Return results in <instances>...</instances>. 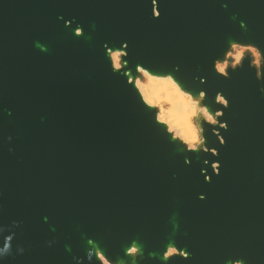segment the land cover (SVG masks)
<instances>
[{
    "label": "water",
    "instance_id": "95a60500",
    "mask_svg": "<svg viewBox=\"0 0 264 264\" xmlns=\"http://www.w3.org/2000/svg\"><path fill=\"white\" fill-rule=\"evenodd\" d=\"M161 4L154 19L150 0H0V250L15 233L3 264H169V245L172 264H264V52L258 66L247 54L227 76L214 71L232 42L264 49V0ZM127 51L178 72L213 117L196 118L197 149L113 73L116 52L133 71Z\"/></svg>",
    "mask_w": 264,
    "mask_h": 264
},
{
    "label": "clouds",
    "instance_id": "9594fccd",
    "mask_svg": "<svg viewBox=\"0 0 264 264\" xmlns=\"http://www.w3.org/2000/svg\"><path fill=\"white\" fill-rule=\"evenodd\" d=\"M227 7V5H225ZM158 12V11H157ZM63 19V17H61ZM66 26H68L67 21L65 22ZM77 24H80L77 22ZM246 22L241 21V27H246ZM77 32H83V28L77 29ZM127 44V42H124ZM42 50H47L46 46H41ZM231 49L228 53L229 57L234 55L235 61L232 65L233 69L236 68V65L240 64L244 54L246 52H251V54L255 57V60L252 63L259 65L261 63V51L254 44H242L239 42H232ZM111 60H115V68H120V53L117 52L115 57H110ZM251 66V65H250ZM227 62L221 64L219 61H216V69H218L219 73H223L225 76L228 75L226 72ZM142 68V66H141ZM176 71H179V66H177ZM142 76L143 80L138 79L140 83L138 87L140 92L143 95V98L146 99L153 107H158L159 112L157 113L158 121L163 122L169 126V130L175 133L176 137L182 139L187 145L189 150L197 149L201 144H203V137L201 136V129L196 123V118L203 114L207 117L209 121L215 123L213 117L208 115L207 109L199 106V100H194L192 95L188 92L184 91L181 85L173 78L171 72L167 76H153L146 68H142ZM260 73H256L257 79H261ZM201 81L205 80V77L200 78ZM264 80V79H261ZM205 93L201 92V98H203ZM217 101L222 102L225 107L228 106V100L224 98L219 92L217 93ZM217 115H222L221 112H217ZM227 125V122L225 124ZM226 129V128H225ZM11 140V137H9ZM221 143L223 144V137L220 138ZM191 160H187L189 163ZM219 161L215 165H217L216 171L219 172ZM47 221V217L44 218ZM19 221H13V225L18 226ZM4 231V229L0 230ZM15 237V233L13 232L11 235L5 236L4 248L0 251L7 252L8 255L12 253V241ZM51 244V242H49ZM91 244L92 241L89 240ZM18 251L23 253L25 251L23 246H20ZM140 247L133 246L127 249V254L133 257H136L140 254ZM176 252V248L171 245L168 246L167 251L163 254V259L165 260L167 257L171 256ZM181 256L186 255L184 251L181 252ZM88 259L91 261L92 256L89 252ZM100 259H104L102 256ZM104 264H109L108 260H104ZM117 264H123L122 261L117 262ZM135 264V261H133ZM229 264H246L243 259H236L234 261L229 262Z\"/></svg>",
    "mask_w": 264,
    "mask_h": 264
},
{
    "label": "snow or ice",
    "instance_id": "6c2138e0",
    "mask_svg": "<svg viewBox=\"0 0 264 264\" xmlns=\"http://www.w3.org/2000/svg\"><path fill=\"white\" fill-rule=\"evenodd\" d=\"M157 4V0H150V8H151V13H152V17L154 19H158V18H161L162 17V4H161V0H159V11L157 12L155 10V8L153 7L154 5ZM75 18H72V19H68L67 21H70L71 22V26L73 25V21H74ZM69 27V26H68ZM83 28V32H77V29L78 28ZM73 35L75 37H79V38H82L85 36V26L83 24H77L76 27H75V31L73 33ZM239 43H242V42H239ZM242 44H251V43H242ZM122 47L125 48V49H129L130 47V42H127V44L123 43L122 44ZM261 52H264V49H261L259 46H257ZM104 48L107 49V52H111L112 51V48L109 47L108 44H104ZM125 63L127 64L128 67H131L133 69V71L131 72H128L127 71V68H124L123 71H120L122 65L120 63V68H113V61L111 60V68L113 70V73L114 74H122L123 76L127 77V84L129 85H137L140 83V81H138L137 79H134V77H136L137 73H140L142 74V68H147V69H150L152 72H156L157 74L156 75H153V76H167L168 72H171V71H161L159 69H157L156 67H154L153 65L149 64L147 61H141V62H134L131 57H130V53L129 51H127L125 53ZM142 66V68H141ZM243 67V66H242ZM216 69V62H214V71ZM150 72V71H149ZM172 76L176 77V81H180L179 84H184V79H183V76H181L178 72H171ZM218 78H224V76H219ZM197 79H200V77H197ZM229 79H231V77H229ZM261 79H264V76L261 77ZM140 80H143V76L141 77ZM201 80V79H200ZM207 82V77H205V80L201 81V83H206ZM187 85H185L186 87ZM135 89V87H134ZM196 93H197V98L199 99L201 97V92L203 91L204 93L208 92V89H203V90H197L195 89ZM139 97V96H138ZM228 100V106L225 107V108H228L230 105H229V99ZM143 101L144 103L146 102V99L143 98ZM145 104L151 106L148 102H146ZM143 107V105H142ZM145 112H148L150 111V109H144ZM151 117L154 118V122L158 120L157 118V114L156 113H151ZM158 126V125H157ZM228 124L227 125H221L222 128H228ZM221 142V140H220ZM223 143H225V139L223 137ZM216 156H219V154H217ZM191 163V161L189 162V164ZM212 167L214 169L217 168V165H212ZM219 171H220V168H221V164L219 163ZM219 173V172H217ZM206 179L208 181H211L212 180V177L211 176H207ZM201 199H204L203 196L200 197ZM180 248V247H179ZM186 253V255H184L183 257L188 259L190 258V252L185 250L184 251ZM181 256V255H180ZM174 256H172L173 258ZM6 256H0V264H3L4 260H5ZM166 261L169 262V264H172V259H169L168 257L165 259Z\"/></svg>",
    "mask_w": 264,
    "mask_h": 264
},
{
    "label": "rangeland",
    "instance_id": "374dc122",
    "mask_svg": "<svg viewBox=\"0 0 264 264\" xmlns=\"http://www.w3.org/2000/svg\"><path fill=\"white\" fill-rule=\"evenodd\" d=\"M247 54H250L252 57H254V56L251 54V52H246V53L244 54V57H245ZM244 57H243V58H244ZM243 58H242V60H243ZM242 60H241V61H242ZM254 60H255V57H254ZM234 61H235V57H234V55H233L232 57H229L228 62H227L226 70H227V68L232 67ZM240 63H241V62H240ZM238 65H239V64H238ZM255 65H257V64H255ZM236 66H237V65H236ZM257 66H258V65H257Z\"/></svg>",
    "mask_w": 264,
    "mask_h": 264
},
{
    "label": "bare ground",
    "instance_id": "6f19581e",
    "mask_svg": "<svg viewBox=\"0 0 264 264\" xmlns=\"http://www.w3.org/2000/svg\"><path fill=\"white\" fill-rule=\"evenodd\" d=\"M117 53V52H116ZM116 53H114L113 54V56L112 57H115V55H116ZM120 55H121V53H120ZM114 60V59H113ZM114 63H115V60H114ZM137 86V85H136ZM137 88H138V90H139V92H140V89H139V87L137 86ZM140 94H141V96L143 97V95H142V93L140 92ZM146 103V102H145ZM222 103V102H221ZM223 104V103H222ZM153 107V106H152ZM209 115V114H208ZM204 116V115H203ZM205 118H206V120L208 121V122H210V123H213L212 121H209L208 119H207V117L206 116H204ZM161 123H163V122H161ZM165 124V123H164ZM167 125V124H166ZM167 127H168V129H169V126L167 125ZM170 131V130H169ZM171 132V131H170ZM171 133H173V132H171ZM173 135L176 137V135H175V133H173ZM176 138H179V137H176ZM180 139V138H179ZM180 140H182V139H180ZM183 141V140H182ZM184 142V141H183ZM185 143V142H184ZM186 144V143H185ZM174 254V253H173Z\"/></svg>",
    "mask_w": 264,
    "mask_h": 264
},
{
    "label": "built area",
    "instance_id": "2783aa9c",
    "mask_svg": "<svg viewBox=\"0 0 264 264\" xmlns=\"http://www.w3.org/2000/svg\"><path fill=\"white\" fill-rule=\"evenodd\" d=\"M253 59H254V57H253Z\"/></svg>",
    "mask_w": 264,
    "mask_h": 264
}]
</instances>
